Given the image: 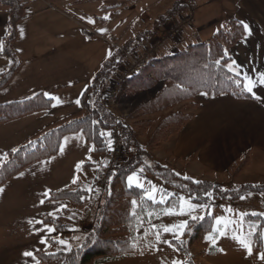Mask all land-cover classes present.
Segmentation results:
<instances>
[{
  "label": "trees",
  "instance_id": "1",
  "mask_svg": "<svg viewBox=\"0 0 264 264\" xmlns=\"http://www.w3.org/2000/svg\"><path fill=\"white\" fill-rule=\"evenodd\" d=\"M46 1L50 6H57L67 0ZM140 1L78 0L76 3H98L101 11L119 12ZM0 4L8 9L9 27L1 55L10 61L7 69L0 74V90H2L8 86L22 64L15 48L17 25L26 19L30 0H0ZM184 9L185 5L179 2L171 14ZM153 34L154 31L151 30L148 32V37ZM245 36L244 25L232 19L226 22L225 28L208 40L189 45L176 53L154 58L138 75L128 80L122 93L128 91L137 97L154 91L158 85L162 86L161 89L122 118H118L104 104L111 75L127 58L119 49L102 63L92 83L82 93L80 103L86 112L83 118L63 124L33 143L8 154L7 160L0 167V187L32 164L57 156L64 138L72 134L81 133L86 142L91 145L93 152H107L112 155L107 133L117 128L122 135L124 153L129 156V158L124 156L116 170L110 173L105 203L100 210L99 219L97 224L86 233L83 244L70 252L45 253L43 250H38L35 256L39 264H105L137 255L140 252L138 246L140 237L137 230L142 223L148 221L149 213H163L169 207H177L179 203L177 196L165 204L155 203L147 199L145 190L129 187L126 184V176L139 168L146 169L164 178L169 184L186 191L195 189L199 193H206L214 189L220 197L231 199L249 194H264V183L245 184L233 191H223L218 184L211 181L201 180L197 183L191 178L179 176L171 165H162L153 155L170 139L178 136L194 118L200 95L252 98L250 93L242 90V84L238 87L235 82L239 79L243 83L242 77L237 76L232 70L229 71L227 66L232 59L231 49ZM132 45L133 43H128L124 47L127 52L138 55L137 47ZM218 60L219 65L216 63ZM51 106L52 100L44 98L41 94L25 101L1 104L0 124L47 110ZM172 108L176 110L156 120L165 110ZM150 131L152 132L149 134ZM101 132L105 133L104 137L100 136ZM143 136H147L145 143L140 141ZM249 159V154H246L235 169L228 171V176L231 179L236 178L249 164ZM87 199L88 191L65 187L52 191L46 201H68L81 205ZM133 200L137 201L135 209L132 206ZM133 211L136 215H132ZM250 219L255 221L257 226L256 232L251 235V238L255 240L253 249L260 251V234L264 227V216L250 215L247 220ZM44 221L51 223L58 233L70 229V226L63 224L60 218L44 216ZM211 232L212 217L189 222L185 232L186 239L183 242L187 248L180 246V249L186 252L193 245L205 243Z\"/></svg>",
  "mask_w": 264,
  "mask_h": 264
},
{
  "label": "crops",
  "instance_id": "2",
  "mask_svg": "<svg viewBox=\"0 0 264 264\" xmlns=\"http://www.w3.org/2000/svg\"><path fill=\"white\" fill-rule=\"evenodd\" d=\"M76 1L67 0L50 6L46 0H30L26 19L17 25L15 48L22 64L8 86L0 90V105L29 100L41 94L52 100V106L0 125V145L7 154L33 143L63 124L83 118L84 114L76 101L81 98L85 87L92 83L101 64L115 52L110 56L106 54L108 56L104 60L84 52V42H94L101 35L96 31L86 35L87 30L83 29L87 27L86 24L65 12L62 6L74 7L78 15L97 28L104 25L105 18L97 14L84 17L83 8L97 3ZM164 2L159 0L146 10L154 17L155 24L145 34L137 35L135 44L142 47L138 52L145 51L155 33L165 31L167 22L159 20L164 19L171 8L168 5L165 7ZM202 7L205 15L198 26L194 25L184 33L178 44H165L159 51V57L206 41L225 28L227 21L235 19L247 25L248 30L245 38L231 49L232 59L227 66H231L234 73H240L242 79L247 76L253 80L255 96L251 93L252 98L200 95L194 118L178 136L165 144L158 158L172 166L185 162L188 166L215 168L222 173L233 169L249 154V164L232 180H244L247 184L264 183V85L259 83L260 75L264 74V0H204ZM96 10L101 12L99 4ZM155 10L159 13L153 14ZM151 30L154 34L148 37ZM8 31V9L0 4V45L3 47ZM105 44V50L111 52L109 49H112V45L107 41ZM1 53L0 74L10 64L9 59ZM57 98L59 107L55 105ZM78 136L79 133L66 136L61 146L63 150L60 149L57 156L34 165H44L46 168L44 180L50 191H47L44 201L52 191L72 186L67 167L59 166V163L66 159L65 145L73 149L74 143L77 151L79 139L73 138ZM194 153L200 155L197 160L192 156ZM42 220L44 222V216ZM56 234L59 233L55 230L45 238L55 243L53 237Z\"/></svg>",
  "mask_w": 264,
  "mask_h": 264
},
{
  "label": "rangeland",
  "instance_id": "3",
  "mask_svg": "<svg viewBox=\"0 0 264 264\" xmlns=\"http://www.w3.org/2000/svg\"><path fill=\"white\" fill-rule=\"evenodd\" d=\"M157 1L159 0H141L119 12H97V10L95 11V7L98 3L90 4L87 8H83L82 12L84 17L97 14L105 18V23L100 28L95 27L92 23H87L85 19L78 15L74 7L70 8L63 5L62 9L86 24L87 27L83 28L89 32L86 31V35L95 31L101 35L94 42H84L83 50L84 52H89L91 57L102 58L104 60L108 56L106 54L110 56L114 51L119 49L122 51L128 43H133L132 46L135 47L137 35L139 33L143 34L145 31L153 28V23L155 22L154 17L150 16L146 10L153 7ZM179 2L185 4V9L171 14L174 8L179 5ZM203 3L204 0H165V7L168 5L171 8L167 13L168 15L163 19L164 23L167 22L165 31L155 33L145 51H137V54H145L153 45H158V41L168 37L174 31L173 28L181 30L180 35L173 42V44H178L183 38L184 33H187L194 25L198 26L203 19L205 15L202 7ZM157 13L159 12L156 10L153 12V14ZM150 18L153 21H149L148 19ZM142 19H147V22L143 23L141 21ZM167 19L169 20L167 21ZM105 41L112 45V49H109L112 50L111 52L105 50ZM167 43L172 42L166 41L165 44ZM136 47V50H142V47L138 46V44ZM125 51L127 50L125 49ZM129 54L135 56L133 53ZM157 57H159V52ZM127 59L124 62H127ZM161 87V85H158L154 91L140 94L137 97L128 91L122 93L123 87L112 105L109 106L106 95L104 104L118 118H122L132 112L136 106L151 98ZM55 105L59 107V99H56ZM79 105L84 117L86 112L80 103V99ZM175 110L176 108L165 110L156 120L166 117ZM73 139H79L77 151L74 143L73 149L65 145L64 151L67 152V160L65 159L60 162L59 166L67 167V171L72 178V186L70 188L78 186L88 191V199L81 205H76L68 201L56 203L44 201V193L49 189L44 180L46 177V168L43 167L44 165L34 166L39 162L27 167L20 174L2 185L0 187V189H3L0 192V264H37L35 251L40 249L45 253L70 252L83 244L86 233L97 224L100 210L105 203V193L110 179V173L113 172L110 169L111 155L107 152H92L91 145L85 142L83 135L80 133L78 137ZM146 140L147 136L140 138L142 143H145ZM161 150L155 152L153 155L162 165H170L158 158ZM167 155H170V153ZM124 156L129 158L126 154ZM192 156L197 160V157L200 155L194 153ZM7 158L8 154L5 148L0 145V167ZM239 163L232 168L235 169ZM78 165H80L79 168L77 167ZM172 167L183 178H191L196 182L201 180L211 181L218 184L223 191L237 190L247 184L244 180L234 181L229 178L227 171L221 173L215 168H203L198 165L188 166L185 162L174 164ZM133 174L137 176L140 185L138 188L145 190V194L154 190L156 200L153 202L160 203L163 200L164 202L162 204H165L177 196L179 203L177 207H169L163 213H151L148 221L140 225L137 230V234L140 237L138 243L140 252L137 255L126 259L113 260L105 264H264V260L260 259V255L264 253V227L260 234L261 250L256 251L253 249L255 240L251 238V235L256 232L257 226L255 225V221L251 219L247 220L250 215L252 216V213L264 216V194H249L244 196L246 197L245 199H231L220 197L216 190L213 189L206 192L212 194L211 197H208L206 193H199L195 189L187 191L180 189L169 184L164 178L154 175L143 168H139L126 176L127 185L128 176ZM107 175L108 180H106V184H102V179ZM73 180L76 182L73 183ZM131 187L137 186L134 184ZM182 197L186 201V203H183L184 215L179 214ZM41 200H43V203H41ZM189 204L207 206V210L200 211L198 209L191 214L202 215L204 219L212 217V232L209 235L215 236L216 243L213 244L206 239L205 243L193 245L190 247V250L183 252L180 246H186L183 242L186 239L185 232L189 222L199 221L192 220L191 215L188 214ZM173 210L174 214H166V212ZM208 210H210L211 215H208ZM45 215H50L54 219L60 218L63 224L70 226L68 231L56 234L53 237L55 243H50L47 240L46 243L40 242L41 239H46L45 236L50 234L48 228L54 229L51 223H44L45 221L43 224L36 223L37 221H43L42 219ZM216 219L221 220V225L217 226L215 224ZM29 221H32V223H29ZM185 221H187V226L180 229V232L183 234L179 235L178 239L172 235V232L166 233L163 231L165 227L170 228L172 225H179ZM217 228L224 231L225 234L221 236L218 231H214ZM173 231L176 230L173 229ZM145 233L147 234L145 235ZM157 233L160 236L159 240H157ZM235 236H239L251 244V255L233 238ZM60 240L65 241L66 244H60ZM165 241H169L171 246ZM25 252H32L35 259L25 256Z\"/></svg>",
  "mask_w": 264,
  "mask_h": 264
},
{
  "label": "built area",
  "instance_id": "4",
  "mask_svg": "<svg viewBox=\"0 0 264 264\" xmlns=\"http://www.w3.org/2000/svg\"><path fill=\"white\" fill-rule=\"evenodd\" d=\"M149 21H153V19H148ZM143 23L147 22V19L141 20ZM173 32L168 35V37H165L164 39L158 41V45H153L152 48L147 51L145 54L142 55H135L132 56L129 54V52L125 51L123 49V53L127 56V62H124L121 68L114 71L111 75L108 89L106 91V99L107 102L110 105L114 103L120 94L122 88L124 87L127 80L135 77L138 75L146 66L147 64L156 58L159 48L168 42H175V40L178 38V36L181 33L180 29H174ZM109 140L111 141V159H110V169L112 171H115L117 166L122 162V159L124 157L123 152V140L122 135L119 129L115 128L111 132V136L109 137ZM108 175L105 176L102 179V184H106V180Z\"/></svg>",
  "mask_w": 264,
  "mask_h": 264
},
{
  "label": "snow or ice",
  "instance_id": "5",
  "mask_svg": "<svg viewBox=\"0 0 264 264\" xmlns=\"http://www.w3.org/2000/svg\"><path fill=\"white\" fill-rule=\"evenodd\" d=\"M244 28H245L246 31L248 30V26H247V25H244ZM21 34H23V30H21ZM2 50H3V46L0 45V51H2ZM216 63L219 65L220 61L218 60ZM231 70H232V69H231V66H229V71H231ZM236 75L239 76L240 73H236ZM235 82H236V84H237L238 87L241 86V84H242V90H243V91H246V92H248V93H251V94H253V96H255V93L253 92L254 82H253L252 79L248 78L247 76H244V77H243V83H242V81L239 80V79L236 80ZM259 83H260L261 85H264V74H261V75H260ZM255 98H256V99H260V97H255ZM57 99H58V98H57ZM76 103L79 104V101H76ZM100 136H101V137H104V136H105V133H104V132H101V133H100ZM107 136L110 137V136H111V133H107ZM108 144H109V147H110V146H111V141H110V140L108 141ZM62 150H63V149L61 148V151H62ZM5 155H6V154H5ZM81 163H82V162H81ZM77 167L79 168L80 165H78ZM75 182H76V181L73 180V183H75ZM127 183H128V185H129V187L133 186L134 184H135V186H137V187L140 186L139 183H138L137 176H136L135 174L128 176V178H127ZM197 183H198V182H197ZM2 191H3V189H0V192H2ZM49 191H50V190H49ZM44 195L47 196L48 193L46 192V193H44ZM206 195H207L208 197H211L212 194H211V193H206ZM146 196H147V199H149V200H152V201H155V200H156V196H155V194H154V190L149 191L148 193H146ZM240 198H241V199H245L246 197L241 196ZM181 201H182V205H181V208H180V212H179V214H180V215H184V214H185V210H184V208H183V203H186V201H184V198H183V197L181 198ZM163 202H164L163 200L160 201V203H163ZM41 203H43V200H41ZM132 206H133V209H135V208L137 207V201L133 200V201H132ZM198 209H199L200 211H204V210H207V206H206V205H191V204H189V213H188V214L191 215V219H192V220H202V219H204V217H203L202 215H192V214H191V213L196 212ZM166 214H174V210L171 211V212H166ZM132 215H136V212L133 211ZM149 215H151V213H149ZM208 215H211L210 210H208ZM252 215H257V214H256V213H252ZM29 223H32V221H29ZM36 223L43 224V221H37ZM215 224H216L217 226L221 225V220H220V219H216V220H215ZM186 226H187V221H185V222H183V223H181V224H179V225H172L170 228H169V227H165V228L163 229V231L166 232V233H167V232H172V235H173L175 238L178 239V238H179V235H182V234H183L182 232H180V229H183V228H185ZM45 227H47V226H45ZM153 227H155V226H153ZM173 229H175L176 231H173ZM53 231H55V229L48 228V232L51 233V232H53ZM214 231H218L219 234H220L221 236H223V235L225 234V232H224V231H221L219 228L214 229ZM146 234H147V233H145V235H146ZM233 238L236 239V241H237L239 244H241V246H242V247L248 252L249 255L252 254V248H251V244H250L249 242H247L246 240L240 238L239 236H235V237H233ZM159 239H160V236H159V233H157V240H159ZM206 239L209 240V241H211L213 244L216 243L215 236H213V235H209ZM40 242H41V243H46V239H41ZM165 242H166V243H169V246H171V243H170L169 241H165ZM59 243H60V244H66V242L63 241V240H60ZM177 250H178V249H177ZM24 255H25V256H29V257H33V259H35V257L33 256V253H32V252H25ZM260 259L264 260V253H262V254L260 255ZM37 264H39L38 261H37Z\"/></svg>",
  "mask_w": 264,
  "mask_h": 264
}]
</instances>
